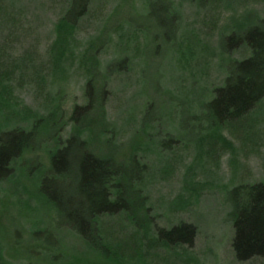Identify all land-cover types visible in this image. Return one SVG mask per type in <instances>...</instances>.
Here are the masks:
<instances>
[{
	"label": "rangeland",
	"instance_id": "rangeland-1",
	"mask_svg": "<svg viewBox=\"0 0 264 264\" xmlns=\"http://www.w3.org/2000/svg\"><path fill=\"white\" fill-rule=\"evenodd\" d=\"M67 5L0 0V124L23 126L22 106L45 113L57 90L64 122L83 103L89 65L102 70L126 58L111 64L110 73L121 72L106 79L108 131L101 136L92 127L87 149L118 163L133 152L132 139L153 150L135 149L147 170L141 187L148 226L141 214L137 229L122 213L94 220L104 199L90 205L84 196L100 189L73 180L70 170L83 163L56 166L65 174L55 180L48 158L61 148L42 132L27 139L32 151L22 152L10 172L0 171V264H264V257L234 258L224 201L227 189L264 180V100L217 135L203 133L216 121L205 103L228 60L246 56L241 47L231 49L264 17V0H92L58 69L47 49ZM142 113L152 122L139 129ZM67 129L55 138L64 140ZM63 152L86 154L79 147ZM117 169L133 181L142 175L135 165ZM180 223L193 226L190 244L154 246L155 230Z\"/></svg>",
	"mask_w": 264,
	"mask_h": 264
},
{
	"label": "trees",
	"instance_id": "trees-1",
	"mask_svg": "<svg viewBox=\"0 0 264 264\" xmlns=\"http://www.w3.org/2000/svg\"><path fill=\"white\" fill-rule=\"evenodd\" d=\"M91 1L68 0L63 15L55 22L53 26L54 38L47 52L52 54L51 58L56 68L61 69L58 64L69 53V43L72 41L76 24L79 18L84 15ZM250 24L252 25L248 27L249 29L242 33V36L236 38L234 47L231 49L232 51L241 47L247 53L246 56L239 60H228V68L223 69L224 77L221 84L211 91L210 98L205 103V107L212 110V114L209 115L216 121H210L208 128H205L203 133L211 136L217 135L222 124L237 121L264 100V17L257 18ZM125 60L126 58H120L112 63L120 64ZM95 64L94 62V65H89V68L86 69L82 86L83 103L72 106L70 117L64 122H62L59 105L60 90H57L53 93V97L51 96L45 113L40 114L22 106L23 122L25 123L23 126L14 125L10 128H3L7 123L0 124V171L4 169L10 172L17 164L16 161L22 152L32 151L26 144L27 139H32L42 132H50L52 133L50 141L58 149L61 148L54 154H49L48 163L51 167L49 170L53 172V178L58 180L65 174L63 169H53L61 163L66 161L83 163L85 167L77 169L75 172L77 175L73 170H70L73 180L82 178L85 180L83 185L85 188H92L93 184H96L100 189L97 195L91 192L89 196L88 194L84 196L88 198L90 205L100 196L104 199L105 207L94 213V220H97L101 215L122 213L121 215H125L130 226L137 229L135 228L137 216L141 214L143 218L147 219L145 226L147 228L149 218L145 215L147 209L143 207L145 197L141 187L147 170L146 165L139 161L143 157L136 155L135 149L142 146L143 152H153V150L149 149L146 143L132 139L133 152L124 162L118 163L110 156H99L87 149V145L90 143L89 137L86 136L92 134V127L98 126V134L101 136L108 131L103 119L105 116L104 104L108 94L106 79L112 73L121 72L110 73L111 64L102 70ZM38 75L42 78L41 74L38 73ZM3 91L8 93L5 89ZM150 122L152 121H145L142 113L139 129H142L145 123L148 125ZM65 125L68 126L65 139L55 138L54 134L61 131L62 126ZM151 136L150 134L146 135L147 138ZM74 147L86 150V154L77 156L70 153L67 159L68 155L63 151L72 150ZM111 165L113 170H110ZM127 165H135L142 171V175L133 181L130 176L127 177L123 171L117 169V166ZM104 168H108V170L105 172ZM88 193L90 192L88 191ZM226 194L227 198H223L228 205L227 216L232 222L231 247L234 258L237 261H244L251 257H264V180L231 187L227 189ZM239 196L240 198H238ZM134 203L136 204L135 209L129 210L127 204L132 207ZM82 209L83 207H81V212H84ZM155 232L154 246H157V243L188 245L194 229L190 224L180 223L166 230L159 228ZM145 233L146 231L142 235L145 236ZM173 235L177 236L175 240L170 239Z\"/></svg>",
	"mask_w": 264,
	"mask_h": 264
}]
</instances>
